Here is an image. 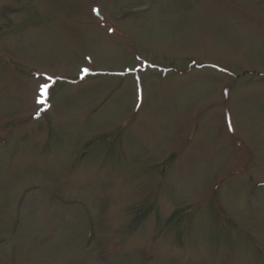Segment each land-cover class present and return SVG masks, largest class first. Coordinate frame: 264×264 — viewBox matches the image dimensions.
Masks as SVG:
<instances>
[{"label":"rangeland","instance_id":"374dc122","mask_svg":"<svg viewBox=\"0 0 264 264\" xmlns=\"http://www.w3.org/2000/svg\"><path fill=\"white\" fill-rule=\"evenodd\" d=\"M0 264H264V0H0Z\"/></svg>","mask_w":264,"mask_h":264},{"label":"snow or ice","instance_id":"6c2138e0","mask_svg":"<svg viewBox=\"0 0 264 264\" xmlns=\"http://www.w3.org/2000/svg\"><path fill=\"white\" fill-rule=\"evenodd\" d=\"M83 71L85 72V73H87L88 72V69H83ZM46 87V86H45Z\"/></svg>","mask_w":264,"mask_h":264}]
</instances>
